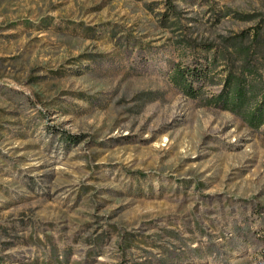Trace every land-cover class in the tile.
I'll use <instances>...</instances> for the list:
<instances>
[{
  "label": "rangeland",
  "instance_id": "obj_1",
  "mask_svg": "<svg viewBox=\"0 0 264 264\" xmlns=\"http://www.w3.org/2000/svg\"><path fill=\"white\" fill-rule=\"evenodd\" d=\"M263 16L0 0V264H264V122L206 102L226 70L264 75ZM205 62L195 96L170 78Z\"/></svg>",
  "mask_w": 264,
  "mask_h": 264
},
{
  "label": "trees",
  "instance_id": "obj_2",
  "mask_svg": "<svg viewBox=\"0 0 264 264\" xmlns=\"http://www.w3.org/2000/svg\"><path fill=\"white\" fill-rule=\"evenodd\" d=\"M169 12L163 19H167L170 13H175L172 4L167 5ZM264 25V16L252 28L251 37L257 40L260 37V29ZM244 38L247 33L245 30L239 32ZM207 46V44H206ZM247 50V49H246ZM191 78H205L207 75V62L198 68L175 65L170 75L171 80L183 93L195 96L199 92V87H194ZM263 81L260 82V79ZM261 84H257V83ZM208 104L219 106L233 113L239 114L246 124L252 128H257L264 122V75L258 73L256 69L248 65H242L238 71L226 70L222 79V87L217 93H213L206 98ZM61 137L66 141H77L79 137L70 132L61 131Z\"/></svg>",
  "mask_w": 264,
  "mask_h": 264
}]
</instances>
